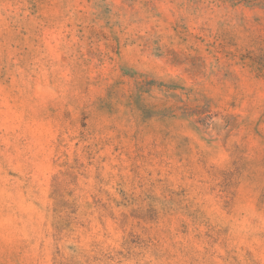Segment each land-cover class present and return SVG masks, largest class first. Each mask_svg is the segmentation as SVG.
Listing matches in <instances>:
<instances>
[{
    "label": "clouds",
    "instance_id": "clouds-1",
    "mask_svg": "<svg viewBox=\"0 0 264 264\" xmlns=\"http://www.w3.org/2000/svg\"><path fill=\"white\" fill-rule=\"evenodd\" d=\"M0 264H264V0H0Z\"/></svg>",
    "mask_w": 264,
    "mask_h": 264
}]
</instances>
